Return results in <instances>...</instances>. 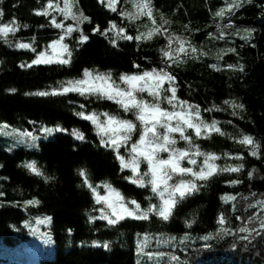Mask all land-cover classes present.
Wrapping results in <instances>:
<instances>
[{"label": "trees", "instance_id": "trees-1", "mask_svg": "<svg viewBox=\"0 0 264 264\" xmlns=\"http://www.w3.org/2000/svg\"><path fill=\"white\" fill-rule=\"evenodd\" d=\"M75 1L77 11L82 10L90 22L77 24L62 14L59 20L76 29L64 36L52 27L50 16L37 14L48 0H0L4 12L0 25H19L15 33L0 36V123L32 134H39L42 127L66 129L52 132L34 151H0V192L4 193L0 196V264H27L6 255L29 239L22 224L35 223L38 216L51 217L45 229L50 228L52 252L38 257L35 264H137V243L145 235L150 239L143 255L150 264H264V229L260 227L264 216L255 218L260 212L258 201L264 200V0H244L235 15L226 14L223 19L214 14L230 0H151L161 33L140 40L121 39L112 32L115 29H108L115 23L125 29L121 35L135 37L154 27L150 19L129 24L124 15L128 11L121 3L113 12L99 0ZM54 3L63 7L62 0ZM229 24L232 27L226 26ZM217 25L222 26V37ZM97 27L100 31H94ZM244 29L254 30L250 39H242ZM82 34L89 39L81 42ZM61 36L72 53L70 63L32 64L38 53ZM181 41L188 55L175 51ZM20 43L31 47L19 48ZM191 47L198 51L192 53ZM165 51H173L176 62L168 60ZM154 68L174 75L171 86L177 89L179 100L199 106L201 117L209 124L215 121L220 128L219 133L200 137L189 130L200 151L219 156L215 163L221 168L243 167L197 183L199 191L179 201L168 221L150 214L148 220L125 218L110 225L100 219L101 204L95 203V194L84 184L82 170L101 197L110 191L105 185H110L129 204L135 200L142 209L158 204L150 186L133 183L132 171L122 170L116 152L101 145L95 125L76 114L117 115L120 109L94 95L51 93L62 82L83 79L85 69L111 73L118 83L124 74ZM45 91L50 94H36ZM231 102L244 108H234ZM73 130L82 132L85 139H76ZM244 136L259 145L258 155H252V145L240 143ZM177 141L176 147H189L180 138ZM120 154L127 160L123 147ZM203 159L197 157L198 165ZM32 161L43 175L24 166ZM227 196L236 199H222ZM29 200L39 203L26 205ZM221 214L226 220L223 226L218 222ZM241 227L255 231L240 232ZM221 228L233 234H224ZM243 236L248 239H241Z\"/></svg>", "mask_w": 264, "mask_h": 264}, {"label": "snow or ice", "instance_id": "snow-or-ice-1", "mask_svg": "<svg viewBox=\"0 0 264 264\" xmlns=\"http://www.w3.org/2000/svg\"><path fill=\"white\" fill-rule=\"evenodd\" d=\"M104 3V0H100ZM119 0H107V7L111 11L116 12L117 8L115 5ZM244 0H230L226 3L224 8L217 11L214 16L221 17L223 19L226 14L235 15V10H238L243 5ZM251 2V0H248ZM136 11L126 12L124 15L129 19H138L141 16H147L150 18L154 27H151L146 33H141L138 36L121 35L125 32V29L118 28L115 23L111 24V28L108 31L116 29V34L121 39L127 40H140V39H151L155 34L161 33V27L156 25L155 17L153 16V9L151 5V0H137L135 4ZM49 10H55L61 12L65 19L71 18L77 21V24L83 20H88L90 18L83 14L80 10L79 13L73 11V4L70 0H64V6L60 7L59 4L54 3V0H48L47 7L43 11H38V15H49ZM4 16L3 10H0V18ZM167 23V21H165ZM52 25L56 28L64 29L65 25L63 23H58L55 18L52 19ZM227 27H232L231 24L226 25ZM19 25H15L14 22L5 23L0 25V35L7 37L9 33H15L18 30ZM25 27H27L25 25ZM217 29L220 32V36H223V30L221 25H217ZM76 29L69 25L67 26L64 35H70ZM94 31H100L99 27L94 29ZM245 35L242 39H250L254 30L244 29ZM219 38V37H218ZM34 39V38H33ZM89 37L82 34L80 37L81 42L87 41ZM179 39V38H177ZM63 36L59 40L53 41L52 49L55 51L56 46L60 45L63 52L67 53L69 59L57 58L55 62L59 64L70 63V57L72 55L71 51L68 49L67 44H63ZM115 44V41H112ZM184 41L180 42V46L175 50L180 55H188V49L184 46ZM19 48H29L31 45L20 43L17 45ZM171 48V44H169ZM32 51L35 52L36 49L33 47ZM197 48L191 47V52L196 53ZM229 51H235V49H230ZM164 55L173 62H176L177 57L173 55V51H165ZM218 59H222L221 55H218ZM54 60L49 58L46 52H40L37 58L32 61V64H50ZM32 65H28L31 67ZM24 67V65H21ZM139 67V65H137ZM231 67V66H229ZM243 71V68H240ZM83 79L69 80L67 82H62L59 89H54L52 95L56 94H66L69 92L79 93L81 96H96L97 99H109L114 100L124 112H132L135 116V120L139 121L140 128L138 129L137 123L133 120L121 118L118 115H113L110 113L97 114L92 112L90 114H85L83 111L76 113L78 116L90 120L97 128V134L100 136V143L105 147H111L116 152V158L120 161L122 170L124 168H130L133 173V183H136L143 187L145 183L151 185V190L153 193L157 194L160 203H150L147 209H142L141 205L132 200L130 203L135 205V208H130L128 203L124 201V197L111 189L110 185H105L109 188L111 193H114L115 198L112 195L101 197L96 191V188L89 183L86 173L82 170L80 172L81 176H85L84 184L87 185L89 189L95 194L96 202L105 204V208H101L102 213L100 219L107 220L108 224L115 225L126 217H132L139 220H148L150 214L158 216L163 221H168L173 214V209L176 207L177 203L188 195H191L195 191H199L200 185L197 181L207 182L218 172H238L243 167L242 164L238 166H226L221 168L215 163L216 160L220 159L219 156L214 153H203L199 149V145L195 144L193 136L189 133V130H194L195 136L200 137L203 134H211L212 132L219 133L221 130L217 127L215 121L211 124L207 123L200 115L199 106L191 105L187 101L179 100L176 95L177 89L173 86L175 81V76L170 72L166 71L164 68L152 69L151 71H144L142 74H124L119 77V80L126 87H121L112 78L111 73H100L89 71L85 69L83 72ZM167 83L168 88L164 85ZM147 92L151 97V101L138 97V94ZM171 95H168V93ZM40 96H47L49 92H39L36 93ZM171 106V110L161 106L163 101ZM225 103H230L225 101ZM233 107L244 108L243 104H235L231 102ZM81 108L84 105L80 106ZM105 117L104 120L100 119V116ZM174 122V123H173ZM44 133H52L54 131H66V129L61 128L57 125L55 128L42 127L40 129ZM139 131V139L132 142L133 134ZM179 134V138L185 141L189 147L178 148L177 138L175 134ZM72 134L78 140H84V134L77 130H73ZM26 136L30 141H35L37 137L31 132H25L21 134ZM241 144H248L253 146L252 155H258L259 145L255 144L250 136H244L240 141ZM30 147L35 145L30 143ZM130 148L129 158L126 160L123 155L120 154V149ZM167 153V158H163L160 154ZM203 156L204 159L198 165L196 157ZM141 159L147 162L148 169L143 175L140 174V162ZM187 160L193 167L183 166V161ZM30 171L37 175H43L42 172L37 168L36 162L32 161L24 165ZM3 167V165H0ZM251 175V173L249 174ZM178 177L176 182L173 181V177ZM190 177V179H184V177ZM148 177V180H145ZM48 179V177H45ZM239 181H232V183H238ZM4 193L0 192V196ZM254 195V194H253ZM225 201L235 200L234 196L222 197ZM39 201L29 200L26 201V205L38 204ZM258 203L264 207V200L258 201ZM110 210V211H109ZM50 217H45L42 219H37L36 223H44L45 220L50 221ZM91 219V218H90ZM251 221V217H249ZM219 224L223 226L226 222L223 214L219 217ZM261 229H264V220L260 224ZM240 232H251L255 229H249L247 227H241ZM221 232L224 234H233L229 229L221 228ZM260 233L257 232V235ZM149 236L145 235L144 240L141 242V246L138 248V252H143L144 247L149 241ZM172 239H175L174 237ZM207 239V237H205ZM241 239H248V236H243ZM167 241H159L158 243H166ZM107 248L109 245L105 243L103 245ZM147 255L152 256V253H147ZM156 255H162V253H157Z\"/></svg>", "mask_w": 264, "mask_h": 264}, {"label": "rangeland", "instance_id": "rangeland-1", "mask_svg": "<svg viewBox=\"0 0 264 264\" xmlns=\"http://www.w3.org/2000/svg\"><path fill=\"white\" fill-rule=\"evenodd\" d=\"M70 2L73 4V11L79 13L77 11V8H76L77 7L76 1L75 0H70ZM62 3H63V6H64V0H62ZM119 3L122 4V8L126 7V10L128 12H133L134 13L136 11L135 4L137 3V0H124V2L119 0V2L115 5L116 8L118 7ZM121 4H120V6H121ZM103 5L106 8H108L107 7V0H104ZM108 9H110V8H108ZM110 11H111V9H110ZM48 16H50L51 22H52V19L55 18V20L58 23H62L59 20V18H61V16H62L61 12L55 11V10H49V15ZM144 17L150 19L147 16H141L138 19H129L128 18V19H126V22L130 24V23H133V20H137L136 23H139L142 20H144ZM52 27L55 28V29H59L61 32H63V34L66 31V29H67L66 26H65L64 29L56 28L53 25H52ZM116 31L117 30L115 29L112 32L114 34H116ZM9 34H11V33H9ZM0 36H2V35H0ZM64 36H63V39H64ZM178 43H180V42H178ZM51 46H52V44L44 52L47 53L49 58L54 60L53 63H57V62H55V60L58 57L59 58H63V59L67 58V53L63 52V50L61 49L60 45L56 46L55 51L52 49ZM24 49H27V48H24ZM117 84L120 85L121 87H126V85H123L121 81L118 82ZM168 95H171V93L169 92ZM138 97H142L143 99L151 101V97L148 95L147 92L138 94ZM106 100L115 103L116 106L120 109L119 113L117 114L118 116H120L121 118H124V119L133 120L135 123H137L138 129L141 127L140 124H139V121L135 120V116H134V114L132 112H124V110L120 107V105L117 104L114 100H109V99H106ZM161 106L171 110V106L167 103L166 100L162 102ZM100 119L104 120L105 117L102 116V117H100ZM88 121H90V120H88ZM191 132L195 134L194 130H191ZM22 133H25V132H23V131H21L19 129L10 127L9 125H7L5 123H0V151L3 152V153H6V154H11V153H13L14 151H16L18 149H23V150H26V151H34L39 146V142L40 141H44L46 139H49L52 136V133H44V132H42L40 130L39 134H37V133L33 134V135H35L37 137V139L35 141H30L26 136H22L21 135ZM175 136H176L177 139L179 138V134L178 133L175 134ZM138 139H139V131H137L136 133L133 134V140L129 142V145L132 142H134V141H136ZM30 143L34 144L35 146L34 147H30L29 146ZM124 149H125V153H126V158L128 159L129 158L130 148H128V149L124 148ZM160 155L163 158H167L168 154L167 153H161ZM196 159H197V157H196ZM182 163H183V166L193 167L192 165H190L188 163L187 160L183 161ZM147 169H148L147 162L141 159V162H140V171H141V173L140 174L143 175V173L146 172ZM188 178L189 177H187V176L184 177V179H188ZM178 179H179L178 177L174 176L173 177V181H170V183L176 182ZM145 180L147 181L148 177H145ZM199 182H201V181H197V183H199ZM147 185H149L150 188H151L150 184H147ZM109 195H112L113 198H115L114 193H111L110 191H108L104 196H109ZM153 197L158 201V203H160L159 197H158L157 194L154 193ZM95 203L97 204L96 201H95ZM100 204H101V208H105L106 207L105 204L103 203V201H101ZM128 205H129L130 208H133V209L135 208V205H132L131 203L130 204L128 203ZM258 207H259L258 210H260V212L257 213V214L255 213L256 214L255 215L256 219H260L262 216H264L263 215L264 208H261V206H258ZM45 217H47V216H45ZM45 217L38 216V217L35 218V220H37V219H42L43 220ZM126 218L134 219L132 217H126ZM45 221H47V220H45ZM22 225H23V228H24V232L28 233V235H29L28 238L29 239L21 241L20 243L15 245L13 250H11L10 253H8L6 256L9 257L8 259H12V258L13 259H20L24 263L35 264L38 257H40L41 255L50 254L52 252V244L50 242V237L47 234L48 231L45 229V228H47L46 227V223L37 224L36 222L33 223V222H30V221H27V222H24ZM140 246H141V243L140 242L137 243V248H136V261H137V264H150V260L148 258L144 257V255H143L145 252H138V248ZM16 248H19V250H17ZM142 261H143V263H142Z\"/></svg>", "mask_w": 264, "mask_h": 264}, {"label": "bare ground", "instance_id": "bare-ground-1", "mask_svg": "<svg viewBox=\"0 0 264 264\" xmlns=\"http://www.w3.org/2000/svg\"><path fill=\"white\" fill-rule=\"evenodd\" d=\"M47 217H50V216H47ZM51 218V217H50ZM51 220V219H50ZM44 223H46V227H48L49 225H50V221H45ZM50 229V228H49ZM49 229H48V231H49Z\"/></svg>", "mask_w": 264, "mask_h": 264}]
</instances>
